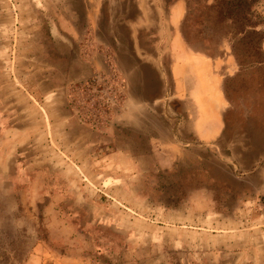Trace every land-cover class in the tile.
<instances>
[{
  "label": "rangeland",
  "instance_id": "obj_1",
  "mask_svg": "<svg viewBox=\"0 0 264 264\" xmlns=\"http://www.w3.org/2000/svg\"><path fill=\"white\" fill-rule=\"evenodd\" d=\"M214 4L0 0V264H264V63Z\"/></svg>",
  "mask_w": 264,
  "mask_h": 264
},
{
  "label": "trees",
  "instance_id": "obj_2",
  "mask_svg": "<svg viewBox=\"0 0 264 264\" xmlns=\"http://www.w3.org/2000/svg\"><path fill=\"white\" fill-rule=\"evenodd\" d=\"M255 1L215 0L214 4L216 22L230 25L234 30L232 50L240 67L246 64L254 66L264 63L261 46L263 35L255 31V27L260 23L259 17L256 16L252 8ZM252 34L256 36L250 37ZM246 52L248 54L245 55ZM245 56L249 57L247 61Z\"/></svg>",
  "mask_w": 264,
  "mask_h": 264
},
{
  "label": "crops",
  "instance_id": "obj_3",
  "mask_svg": "<svg viewBox=\"0 0 264 264\" xmlns=\"http://www.w3.org/2000/svg\"><path fill=\"white\" fill-rule=\"evenodd\" d=\"M175 5H176V7H177L178 10L181 8V7H180L181 5L179 4V2H176Z\"/></svg>",
  "mask_w": 264,
  "mask_h": 264
}]
</instances>
